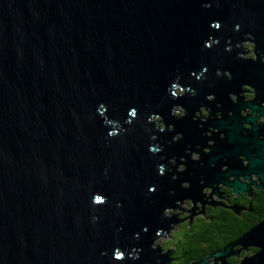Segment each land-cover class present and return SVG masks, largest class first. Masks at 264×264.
I'll use <instances>...</instances> for the list:
<instances>
[{
  "label": "water",
  "instance_id": "1",
  "mask_svg": "<svg viewBox=\"0 0 264 264\" xmlns=\"http://www.w3.org/2000/svg\"><path fill=\"white\" fill-rule=\"evenodd\" d=\"M263 97L264 0H0V264H177L168 210L264 187ZM231 257L264 264V217L190 264Z\"/></svg>",
  "mask_w": 264,
  "mask_h": 264
},
{
  "label": "flooded vegetation",
  "instance_id": "2",
  "mask_svg": "<svg viewBox=\"0 0 264 264\" xmlns=\"http://www.w3.org/2000/svg\"><path fill=\"white\" fill-rule=\"evenodd\" d=\"M245 54L247 53H245V50H244V55ZM244 57L252 58L253 56L247 55ZM240 90H241L240 97L242 98L243 102H249L254 99L255 97L254 90H252L248 85H241ZM176 91H179L177 92V94H180V95L184 93V91L180 88H177ZM228 98L231 102L236 101V97L232 93L228 95ZM211 100H213V97L208 96L207 101H211ZM261 106L264 107V97H263V101L261 102ZM216 107H219V104H217ZM178 111L179 110L175 108L173 115L177 117H181L184 114V111L182 110V108L179 111V113ZM248 113H250L249 109L241 111L242 116H245ZM209 115H210V108L206 106H201L196 111L194 120H197L201 123H205L207 122ZM215 115H216V118L221 117L219 112H216ZM257 122L261 124L263 122L262 117L259 118ZM159 126L160 128H164V124L162 121L159 122ZM199 127H202V126L199 125ZM170 128L172 127L170 126ZM244 128H248V126L244 125ZM216 132L217 131L214 130L213 128H210L209 126L207 127L204 133V136L209 138V140L206 142L207 147L213 145L212 137L214 133ZM175 138H178V136L176 135ZM207 151H208L207 149H203V152H207ZM191 159L193 161H199L200 155L197 152H193L191 155ZM173 162H174L173 160H170L171 164H173ZM243 164L245 165L246 161H243ZM183 169L184 167L182 165H179L177 168L179 172L182 171ZM223 169H225V167H223ZM240 180L244 181V183H248V181L244 180L243 178H240ZM251 180L255 181L256 185L259 184L256 176H252ZM248 191L249 193L235 195L231 189L220 185L218 186V195H214V194H211L210 189H205L203 193L205 194L204 200H206L207 203L203 207H201L200 204L194 207L196 209L195 212L197 211L199 215H197V218L195 220L193 219V221L189 219L187 220L185 219V213L187 211L190 212V210L186 209L184 206L191 207L192 206L191 202L190 203H187V201L182 202L175 211L177 212L178 215L183 214L180 216V220L186 222V225L188 224L189 226H192L196 220L208 222V223L215 222L218 220V215L224 214V213L227 215H231V213H233L235 221L237 222L239 221L242 222L243 220L256 219L259 216L258 209L264 206V187L259 189L255 185H250V187H248ZM209 203L213 205H210ZM230 206H237L240 208L238 215L228 208ZM183 244L184 246H186V243H183ZM170 258L174 261V263L181 264L180 261L182 257L180 255L175 256L174 252H172ZM229 259H228V262L230 263Z\"/></svg>",
  "mask_w": 264,
  "mask_h": 264
},
{
  "label": "trees",
  "instance_id": "3",
  "mask_svg": "<svg viewBox=\"0 0 264 264\" xmlns=\"http://www.w3.org/2000/svg\"><path fill=\"white\" fill-rule=\"evenodd\" d=\"M258 213L259 216L256 219L243 220L242 222L235 221L233 213L231 215L220 214L217 221L210 223L196 220L192 226L186 227L182 237L183 241L176 244L174 255L184 257L181 258L182 264L200 260L205 255L236 240L241 234L260 222L264 217V206L258 209ZM182 242L186 243V246ZM255 251V249H250L248 254ZM229 261L230 264L239 263L235 257L230 258Z\"/></svg>",
  "mask_w": 264,
  "mask_h": 264
},
{
  "label": "rangeland",
  "instance_id": "4",
  "mask_svg": "<svg viewBox=\"0 0 264 264\" xmlns=\"http://www.w3.org/2000/svg\"><path fill=\"white\" fill-rule=\"evenodd\" d=\"M243 48H246L245 52H247V51L250 52V54H245L244 56H247V55L253 56V53H252L253 43H247L246 44V42H245L243 44ZM177 92H179V91H177ZM176 109L179 111L181 110L180 107H176ZM179 111H178V113H179ZM186 201H187V203H190V200H186ZM184 207L189 210V208H191L192 206L191 207L184 206ZM175 210H173V211L168 210V212L166 214H168V215H170L171 213L177 214V212ZM196 213H197V211H196ZM181 215H183V214H181ZM181 215H177L178 220H180ZM187 217H188V213H185V218H187ZM185 223L186 222L181 221V227H172V230H171V233L169 236L156 241V247H160L165 252H170L169 256H171V253L175 252V250H176V244L180 241H183L182 240L183 234L185 233L186 227L189 226L188 224L186 225Z\"/></svg>",
  "mask_w": 264,
  "mask_h": 264
}]
</instances>
